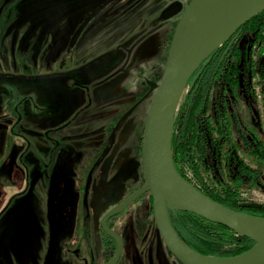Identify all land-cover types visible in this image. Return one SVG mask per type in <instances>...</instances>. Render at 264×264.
Listing matches in <instances>:
<instances>
[{
    "label": "rangeland",
    "instance_id": "374dc122",
    "mask_svg": "<svg viewBox=\"0 0 264 264\" xmlns=\"http://www.w3.org/2000/svg\"><path fill=\"white\" fill-rule=\"evenodd\" d=\"M189 1L0 0V183L9 168L18 166L20 154L32 173L45 169L48 146L59 141L69 161L70 187L82 193L85 203L84 254L70 262L62 255L58 264H106L115 252L114 243L101 238L99 222L144 181L137 170L127 176L135 163L125 169L124 179L112 180L138 155L148 99L135 102L144 81L161 79L174 28ZM175 3L179 11L164 16ZM253 37L246 34L244 40ZM83 86L91 88L92 104L86 105ZM262 87L254 86V103L264 129ZM107 88L112 90L100 98ZM187 90L188 84L184 95ZM98 143L105 148L96 150ZM73 160L78 162L74 171ZM244 191L248 200L264 203V167L259 182L246 184ZM151 206L146 194L112 218L124 242L118 264H181L168 254ZM40 227L38 264L44 239ZM8 229L10 235L0 237L4 250L17 228L9 224Z\"/></svg>",
    "mask_w": 264,
    "mask_h": 264
},
{
    "label": "trees",
    "instance_id": "16d2710c",
    "mask_svg": "<svg viewBox=\"0 0 264 264\" xmlns=\"http://www.w3.org/2000/svg\"><path fill=\"white\" fill-rule=\"evenodd\" d=\"M246 34L254 37L244 40ZM263 60L260 13L215 46L190 76L172 139L174 164L185 179L227 207L257 216H264V203L248 200L244 188L259 182L264 167V129L254 103V86L262 83L264 92ZM150 200L153 218L151 195ZM168 213L181 240L203 255L234 256L254 244L192 212L169 207Z\"/></svg>",
    "mask_w": 264,
    "mask_h": 264
},
{
    "label": "water",
    "instance_id": "95a60500",
    "mask_svg": "<svg viewBox=\"0 0 264 264\" xmlns=\"http://www.w3.org/2000/svg\"><path fill=\"white\" fill-rule=\"evenodd\" d=\"M179 11L172 4L168 17ZM264 13V0H190L175 26L159 83L152 82L153 95L142 127V169L145 183L110 208L101 219L103 231L116 242V251L106 264H117L123 253L121 235L108 221L145 193L153 202V218L168 251L181 264H264V216L233 210L201 192L185 179L174 164V122L185 87L198 65L217 45L227 41L249 20ZM192 212L222 224L254 244L234 256L198 253L177 235L168 208ZM54 245H50V252ZM45 264H53L48 258Z\"/></svg>",
    "mask_w": 264,
    "mask_h": 264
},
{
    "label": "flooded vegetation",
    "instance_id": "af4514ba",
    "mask_svg": "<svg viewBox=\"0 0 264 264\" xmlns=\"http://www.w3.org/2000/svg\"><path fill=\"white\" fill-rule=\"evenodd\" d=\"M159 81H144L141 90L142 95H140V98L135 102V105L143 101V98H145L148 99L149 107L153 95V91L150 90V84L152 82L159 83ZM83 88L87 92L86 105L92 104L94 100L91 96V88L86 86H83ZM104 90L105 93H100V98H104L105 94L111 91L112 88ZM143 123L144 122H142L140 126V130H138L140 131V141L138 143L137 157L134 158V160L126 161L119 172L121 176H117V178L114 177L112 181H116V179H119V181L120 179H124L126 177L124 172L125 169L129 167V164L134 165L135 163V165L129 170L127 174L128 177H131L136 170L138 173H143L141 161ZM106 132L110 133L111 130ZM58 145H60V143L59 141H56L53 145L51 144L48 146L46 152L48 160L44 162L43 166L45 169H42L44 171L35 169L32 173L31 164L24 160V157L20 154L17 164L18 166L9 168L6 174L2 177V182L0 183V237L2 240H5L7 236L10 235L9 231L11 228L8 229L9 224H14L15 229H17L16 235L12 238H8V244L10 245L9 248L4 250L1 248L2 243L0 244V264H38V226H41L40 228L44 233L41 250L42 260L40 264H45V261L48 258L52 260L53 264H58V259L61 258L62 255L67 257V259H69L67 261L70 262L71 259H79L80 255L84 254L85 233L87 228L85 223V203L82 193H80V191H75L70 187V181L68 179L69 175L66 173L69 161L65 159V152L62 149H59ZM95 147L96 150L101 151L105 148V145L98 143ZM69 157L73 159L75 158V154L71 152ZM34 158L38 160L37 162L35 161L36 164H39V158ZM71 162L74 171L78 162H75L74 160ZM72 178L75 180L74 177ZM144 183L145 178L140 185L136 186V188H132V190L116 204L123 200L132 191L141 187ZM146 194L150 193L143 194L133 202H136ZM124 210L111 217L108 221L109 227L116 230L118 233L119 231L113 227L111 220L123 213ZM99 229L101 238L104 241L109 240L113 242L116 251V242L103 231L101 220L99 222ZM51 243L54 245V249L49 254ZM2 256L4 257V262ZM21 257L23 258L22 262ZM69 262H67V264H70Z\"/></svg>",
    "mask_w": 264,
    "mask_h": 264
}]
</instances>
